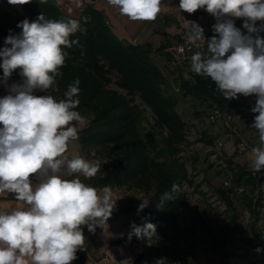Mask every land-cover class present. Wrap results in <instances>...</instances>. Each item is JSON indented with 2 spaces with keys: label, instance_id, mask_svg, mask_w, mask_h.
Segmentation results:
<instances>
[{
  "label": "clouds",
  "instance_id": "clouds-1",
  "mask_svg": "<svg viewBox=\"0 0 264 264\" xmlns=\"http://www.w3.org/2000/svg\"><path fill=\"white\" fill-rule=\"evenodd\" d=\"M30 0H8L12 5H24ZM121 15L133 21H155L161 12V0H108ZM204 8L218 19V33L207 43V53L191 56V70L210 77L226 100L238 94L257 95L252 108L258 115L252 127L258 131L260 145L252 149L251 170H264V38L253 37L255 22L264 20V0H179V10L189 14ZM246 18L243 35L232 19ZM85 18V22H86ZM251 21V23H249ZM19 35L9 34L0 49V68L5 82L17 68L25 78L22 85L13 84L10 94L0 98V194L15 193L24 207L0 211V264H71L85 244L81 226L94 231L112 215L116 200L105 186L100 192L81 181L82 174L94 177L100 161L79 156L69 158V144L78 137L77 126H86L87 118L74 109L79 105V79L73 81L59 100L51 95H34L35 90L53 87L65 64L64 48L78 45L69 37L81 31L80 21H53L40 14L35 21L24 19L17 24ZM187 41L204 45V30L186 20ZM63 46V47H62ZM231 51L230 55H227ZM226 56V58H225ZM58 91L57 88H54ZM75 122V123H73ZM40 180L35 186L30 177ZM180 186L173 183L170 192L161 195V206L175 199ZM150 200L143 199L138 211ZM150 241L156 226L146 222L132 225V236ZM257 252L261 249L257 248ZM166 258L155 264H165ZM122 264H128L125 260Z\"/></svg>",
  "mask_w": 264,
  "mask_h": 264
},
{
  "label": "trees",
  "instance_id": "trees-1",
  "mask_svg": "<svg viewBox=\"0 0 264 264\" xmlns=\"http://www.w3.org/2000/svg\"><path fill=\"white\" fill-rule=\"evenodd\" d=\"M22 9L26 14H22L9 4L8 0H0V49L5 47V39L10 33L13 35L21 33L22 29L18 28L17 24L24 19L32 22L43 14L46 19L53 21L69 19L80 21L82 30L69 37L70 40H79V44L63 49L66 50L64 51L66 59L64 66L59 69L62 75L56 77L53 87L45 91L35 90L33 93L38 96L51 95L59 100L64 98V92L73 81L76 79L80 81V92L78 97H75L79 99V105L74 110L86 113L89 116V122L80 130L79 141L83 150L93 153L102 162V169L91 178L73 174L65 179L79 176L83 183L94 188L127 184L141 189L146 194L144 199L150 200L146 208L138 211L140 202L131 208L112 212L111 216L125 215L130 229L128 233L117 239L116 243H142V250L137 255V260L140 261L154 253L161 258H166V264H193L186 251L171 239V231L178 224V212L187 202V195L183 189V185L190 182L187 168L178 158L152 160L147 142L138 127L136 106L124 92L107 86L103 76L105 72L116 74L115 82L125 88L128 93H138L141 99L151 106L157 121L165 123L171 133L177 131V140H182L184 120L175 108L178 97L165 91L169 83L152 56L153 44L149 41L133 43L117 37L104 11L88 3L83 4L75 17L66 14L56 0H30L29 3L22 5ZM207 13L204 8L191 14L181 10V15L192 22ZM85 18H87L86 22ZM160 18L163 25L155 31L160 35L161 41L155 50L172 58V54L169 53L171 50L167 49L174 45L173 40L176 39L177 43L183 44L185 39L177 33L171 35L165 29L173 22L178 23L174 16L163 13ZM228 19L233 20L235 27L243 35H249L248 30L242 25L245 21L243 17ZM255 27L258 31L251 35L264 38V26L255 23ZM206 48L207 46H203L202 50ZM82 54L92 59L93 64L83 60ZM230 54L231 51L226 56ZM173 57L176 56L173 54ZM101 58L106 67L98 63ZM180 66L181 64L176 68ZM178 70L176 82L181 91L180 98L190 97L198 103L230 108L243 120L254 122L258 113L252 111L254 106L249 104L244 96L238 95L237 98L226 100L210 77L198 75L190 69V75L185 78L181 75V70ZM21 72L22 69L17 68L12 74L24 81L25 78ZM2 73L3 69L0 68V74ZM202 135V140L208 143L213 141V136L208 133ZM226 162L232 170L233 182L241 188L244 204L252 217V222L248 223V230L246 229L247 233L257 239L258 248L261 249L258 259L264 263V230L258 225L261 210L264 207V170L255 173L245 164L235 163L232 166L231 158H226ZM173 183L180 186V191L173 194L175 199L165 201L161 206V195L170 192ZM221 192L227 198L228 207L234 210L229 192L224 189H221ZM237 217L238 215L233 211L227 221L219 227V234L215 237L220 242L225 244L229 234L238 230ZM146 222L156 226V235L150 241L139 239L134 235L129 240L132 225L142 226ZM81 228L85 244L81 250L77 251V258L71 264H86L89 250L95 241L96 227L94 231H89L84 225Z\"/></svg>",
  "mask_w": 264,
  "mask_h": 264
},
{
  "label": "rangeland",
  "instance_id": "rangeland-1",
  "mask_svg": "<svg viewBox=\"0 0 264 264\" xmlns=\"http://www.w3.org/2000/svg\"><path fill=\"white\" fill-rule=\"evenodd\" d=\"M163 4H161V8ZM13 6L22 14H26L22 9V5ZM163 13L170 14L178 20V23L173 22L165 29L171 35L177 33L185 39L183 44L180 43L181 46L188 45L189 42L186 38L188 28L185 25L186 20H189L181 15L179 0H168V7L164 8V11L161 10L156 18V20L158 19V26L163 25L160 18ZM228 18L230 17H224L221 20ZM194 22L204 30V45L201 44L202 47L207 46L213 36L219 38L218 33L214 30V25L218 23V19L212 14L207 13ZM244 23L245 21L242 25ZM173 41L174 45L167 49L171 50L169 53L172 54V58L155 50L159 43L153 45L152 56L169 83V86L165 89L166 93H173L178 97L175 108L184 120L182 140H177V131L171 133L170 128L165 123L157 121V116L151 106L141 99L138 93H128L125 88L117 84L115 82L116 74L105 72V75H103L105 82L107 86L124 92L136 106L138 127L147 142L152 160L178 158L187 168L190 182L183 185L187 202L178 212V224L171 231V239L186 251L193 264H264L258 259L257 239L247 233L248 223L252 222L250 211L244 204L241 188L231 178L232 170L226 162V158H231L232 166L236 163L250 167L254 159L252 149L259 146L260 142L258 131L252 127L254 122H247L233 112L235 115L233 124L249 145L245 152L239 153L231 144L233 138L223 122L217 121L214 123L208 120L207 111L212 107L211 105L198 103L190 97L180 98L181 91L176 82L178 69L181 70V75L187 78L190 75L191 56L199 48L191 44L190 49L183 46V51H178L176 47L179 46V43L176 39ZM202 47L200 48L202 49ZM173 54L176 57H173ZM81 56L83 60L93 64L92 59L85 57L83 54ZM98 63L103 64L104 67L107 66L102 58L98 60ZM179 64L181 66L176 68ZM23 83L24 81L16 78L14 74H11L5 82L3 73L0 74V98L10 94L13 84L22 85ZM79 113L86 117L89 122V116L86 113ZM83 127L77 126L78 137ZM206 133L213 136L211 143L201 139L202 134ZM219 141L223 143V146H218ZM67 155L69 158L79 156L90 161L97 160L93 153H88L82 149L79 138L70 142ZM100 163L101 170L102 162ZM75 175L81 176L82 174ZM67 176L69 175L65 174L64 178ZM30 180L35 186L39 183L40 178L34 174L30 177ZM104 187H96L101 195ZM107 187L112 191L113 200H116L113 211L131 208L142 202L146 196L141 189L127 184ZM221 189L229 192L234 210L228 207L227 198L222 194ZM3 196H15V193L6 192ZM233 211L238 215L237 221L239 224L236 226L238 230L236 232L232 231L229 234V239L224 244L215 236L219 234V227L227 221ZM258 225L264 230V207H262ZM129 231L126 216L123 214L110 216L105 224L96 225L95 241L89 250L86 264H122L125 260L128 261V264H155L158 259H161L160 256L153 253L142 261L137 260V255L143 247L142 243H116L117 239Z\"/></svg>",
  "mask_w": 264,
  "mask_h": 264
},
{
  "label": "crops",
  "instance_id": "crops-1",
  "mask_svg": "<svg viewBox=\"0 0 264 264\" xmlns=\"http://www.w3.org/2000/svg\"><path fill=\"white\" fill-rule=\"evenodd\" d=\"M164 3L161 10L168 7V0H161ZM91 4L95 8L103 10L107 16L113 32L117 37L133 43L151 42L153 45L161 41L160 35L155 31L158 28L157 20L154 21H133L127 16L121 15L119 9L108 3V0H59L58 4L66 14L75 17L83 4ZM157 22V24H156ZM17 207L26 208L23 202L16 200L15 196H3L0 194V211L10 212Z\"/></svg>",
  "mask_w": 264,
  "mask_h": 264
},
{
  "label": "built area",
  "instance_id": "built-area-1",
  "mask_svg": "<svg viewBox=\"0 0 264 264\" xmlns=\"http://www.w3.org/2000/svg\"><path fill=\"white\" fill-rule=\"evenodd\" d=\"M244 19L246 20V18ZM249 23H251V21H249ZM255 23L259 24L260 26H264V20H258ZM178 45L179 46L176 47L178 51H183V46H185L186 49L191 48V44L181 46L179 43ZM196 52L207 53V48L204 50L199 48L196 50ZM245 98L249 102V104H252L255 107L256 101L258 99L257 95L251 94L246 96ZM233 112L235 111L230 108H220L219 106L213 104L212 107H210L207 111V117L210 122H223L226 128L230 131V135L233 138V140H231V144L239 153H243L247 150L249 145L247 143V140H245V138L238 133L237 127L233 124V120L235 119V115ZM217 144L219 147L223 146V143L221 141H219Z\"/></svg>",
  "mask_w": 264,
  "mask_h": 264
}]
</instances>
